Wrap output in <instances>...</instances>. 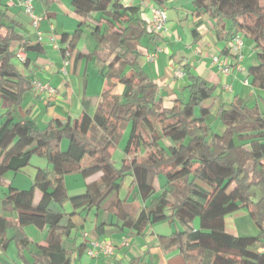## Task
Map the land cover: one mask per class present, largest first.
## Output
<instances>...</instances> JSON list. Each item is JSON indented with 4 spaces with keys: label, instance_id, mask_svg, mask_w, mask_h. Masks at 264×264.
I'll use <instances>...</instances> for the list:
<instances>
[{
    "label": "trees",
    "instance_id": "1",
    "mask_svg": "<svg viewBox=\"0 0 264 264\" xmlns=\"http://www.w3.org/2000/svg\"><path fill=\"white\" fill-rule=\"evenodd\" d=\"M142 1L159 8L167 0ZM190 1L196 15L208 14L215 22L228 44L223 54L236 36L254 45L256 61L246 73L251 87L264 90V0ZM71 7L82 21L61 41L72 51L83 33L81 27L90 28L94 50L77 57L101 63L105 86L92 116L82 113L71 123L51 120L43 128L16 114L24 95L31 92V82L11 62L10 45L18 42L24 53L36 54L42 47L27 45L20 23L0 13V177L26 167L33 156L50 166L34 177V191L40 194L37 202L29 191L13 188L1 199L0 264H16L3 254L10 242L24 264H73V253L62 242L78 229L70 219L74 212L52 210L53 204L62 208L67 203L74 209L111 213L112 226L119 231L137 233L145 223L177 226L159 243L164 251H178L185 264H264V111L234 97L217 109L224 131L210 132L206 118L212 108L202 103L216 88L187 67V100L164 108L156 85L138 64L141 41L152 35L140 8L124 7L119 0H72ZM118 85L121 91L116 93ZM127 126L124 157L117 168L110 149ZM63 140L68 142L64 151ZM83 156L90 162L80 167ZM72 173L84 179L99 177L87 183L83 193L69 196L64 178ZM159 176L165 179L161 188ZM127 177L146 203L143 207L120 198ZM240 210L257 229L255 235L233 237L225 231L224 219ZM8 212H17L14 221L6 219ZM104 225L94 227L97 234L104 232ZM27 226L47 227L44 240L33 244L23 231ZM26 251H31L30 261Z\"/></svg>",
    "mask_w": 264,
    "mask_h": 264
},
{
    "label": "crops",
    "instance_id": "2",
    "mask_svg": "<svg viewBox=\"0 0 264 264\" xmlns=\"http://www.w3.org/2000/svg\"><path fill=\"white\" fill-rule=\"evenodd\" d=\"M25 1L27 0H0V13H6L10 19L20 23L23 39L27 45L40 44L42 50L39 54L24 53L25 61L21 62L16 54L23 47L18 42L11 43L10 50L14 53L11 62L30 82L36 80L49 84L55 89V95L47 96L31 88V92L24 95L21 106L16 109V114L21 119L27 118L33 121L39 128H43L51 120L71 123L82 113L92 116L101 100L105 81L99 72L101 68L99 61L77 57L79 53L87 55L94 50L95 43L88 34L90 28L86 24L81 27L82 30L85 28L82 33L84 34L82 45L78 40L71 51L61 38L63 35H72L82 21L72 10V0H30L32 14L38 18L36 28L32 25L31 17L25 12ZM119 1L124 7L138 6L142 18L148 24L147 30L152 35L141 41L138 64L149 80L156 85L157 98L164 108H170L178 99L186 100L187 78L185 75L179 79L174 76L177 71L184 73V67L216 88L212 97L202 103L203 107L212 109L215 107L218 109L221 105L226 107L234 97L244 99L246 94L252 93L244 59L240 67H237V62L230 51L223 54L222 51L228 44L221 39L219 29L214 25L215 22L208 14L196 15L190 0H167L159 6L166 17L165 27L160 33H154L151 28L152 8L155 7L153 3L142 0ZM3 22L6 23L5 20ZM89 23L87 21V24ZM242 39L244 48L246 42L245 38ZM248 48L255 51L251 42ZM66 50L69 51V57L65 55ZM242 52L244 56V49ZM255 54L256 52L254 59ZM149 56H153L151 60L148 59ZM214 57L218 58L221 67H229L227 73L219 70L218 64L213 62ZM66 61L67 64H65ZM254 64L251 63V65ZM114 91L119 93L121 86H116ZM2 113L1 110L0 115ZM164 143L167 144V141ZM64 147L65 144L61 141L60 149L64 151ZM119 148L120 144H117L110 151L112 156L117 150L120 151L119 155L122 159L124 146ZM89 162L90 158L83 156L79 165L84 167ZM46 168L50 166H47L43 158L33 156L26 167L14 173L3 174L0 177V201L8 189L13 188L18 191H29L34 195V202H37L40 194L34 191V177L39 169ZM98 177L99 174H95L84 179L78 173L65 176L67 194L75 196L83 193L85 185ZM157 183L161 188L165 182L157 178ZM119 196L127 203L133 202L139 207L146 204L137 195V189L133 186V180L130 177L124 180ZM131 197L133 201H130ZM52 210L66 215L74 212L70 219L78 229L72 231L70 238L62 242L63 247L72 251L73 264H130L132 261H138L141 264H185L178 251L168 252L160 247L159 238L170 236L177 229L175 225L167 222L153 225L145 223L137 233H131L113 228L115 218L108 212L95 213L94 210L74 209L69 203L62 208L53 204ZM0 213H2L1 207ZM4 216L12 222L16 219L17 212H8ZM65 221L67 218L64 219ZM100 223L106 225H104V232L97 234L94 227ZM27 227H24V233L28 232ZM224 229L233 237L257 233L245 210L227 216L224 219ZM33 234V241L27 237L33 244H39L47 234V227L41 230L40 237H37L35 230ZM93 243L108 244L113 247V252L104 254L100 248L94 247ZM90 249L97 254L95 257L87 255ZM4 257L18 264L15 260L5 255Z\"/></svg>",
    "mask_w": 264,
    "mask_h": 264
},
{
    "label": "rangeland",
    "instance_id": "3",
    "mask_svg": "<svg viewBox=\"0 0 264 264\" xmlns=\"http://www.w3.org/2000/svg\"><path fill=\"white\" fill-rule=\"evenodd\" d=\"M262 5L264 6V2L262 3ZM84 30H85V28H83V32H84ZM88 34H90V33L88 32ZM83 36H84V34L81 35V37L79 39L80 45H82ZM90 38H91V36H90ZM93 42H94V40H93ZM245 42H246V45L243 48L244 49L243 59H244V64H245L246 71H247V68L251 65V63H255L256 60L254 59L255 51H253L252 49L248 48L250 41L245 38ZM93 46H94V44H93ZM252 88H250L252 93L251 94H246V96H245V98L243 100L246 103L247 107H249V108L257 107L260 112H263L264 111L263 110V106H264V90H259V89H255V88L252 89ZM187 98H188V94H186V100H187ZM257 104L259 105V107H258ZM0 113H1V107H0ZM198 113H199V107H196L195 114L197 115ZM216 113H217V107L213 108L210 111V114L206 118V121L209 123L210 132L216 133V134H221L224 131V126L221 123V121L219 120V118L216 116ZM129 129H130V127L127 126L125 128V130L123 131V133L118 138V144H120V148L119 149L123 148V146L125 145L127 137H128ZM98 138H101V137L98 136ZM63 143L65 144L64 148L67 149L66 148L68 146L67 140H63ZM119 154H120V151L117 150V152L115 154H113V156H111V160L114 163L115 167H117V168L120 166V163H121V158H120ZM9 173L10 172H8L7 174H9ZM158 178H159V180L165 182V179H164L163 176H159ZM158 186L160 187V185H158V183H157V187ZM1 196H2V194H1ZM133 197L130 198V201H133ZM27 228H28L27 229L28 232L27 233L25 232L27 234L26 236H28L30 239H32V241L34 240L33 230H35L36 234H38L37 237L38 236L40 237L41 230L35 228L34 226H28ZM32 249H33V247L30 248V250H32ZM30 252L31 251H29V252L26 251L25 252V257H27L29 261H30V254H29ZM3 254L5 256H7L8 258H10L11 260H15L18 264H24L23 260L18 256L17 249H16L15 244L13 242L9 243L7 249L5 250V252Z\"/></svg>",
    "mask_w": 264,
    "mask_h": 264
},
{
    "label": "built area",
    "instance_id": "4",
    "mask_svg": "<svg viewBox=\"0 0 264 264\" xmlns=\"http://www.w3.org/2000/svg\"><path fill=\"white\" fill-rule=\"evenodd\" d=\"M24 6H25V12L32 19L33 27L36 28L38 25V18L32 14V8H31L30 0L25 1ZM152 13H153V19H152V24H151L152 31L155 33H160L164 29L165 24H166L165 14H164L163 10L158 8V7H153ZM243 46H244V42H243L242 37H240V36H236L229 43V51L232 54V56L235 58V60L237 62V67H240V63L243 59V52H242ZM65 55H66V57H69L70 56L69 51L66 50ZM16 57L21 62L25 61V54L22 50L16 54ZM152 57L153 56H149L148 59L151 60ZM213 62L218 64L219 70L222 73H227L229 71V67H226V66L221 67L222 65L220 64L217 57L213 58ZM67 63L68 62L66 61L65 64H67ZM174 76L179 79V78H182L184 76V73L182 71H177V72H175ZM31 88L35 89L38 92H43L47 96L55 95V89L53 87H51L49 84H46V83L43 84V83H40L36 80L31 82ZM92 245L96 248H100V250L103 251L104 254H111L113 252V247H111L108 244L100 245L98 243H96V244L93 243ZM87 255L89 257H95L97 254L93 250L90 249L87 251Z\"/></svg>",
    "mask_w": 264,
    "mask_h": 264
}]
</instances>
